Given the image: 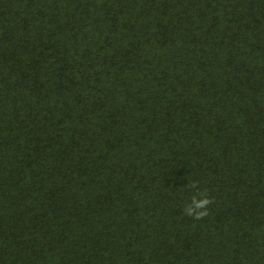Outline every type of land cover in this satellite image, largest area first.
<instances>
[{
	"label": "trees",
	"instance_id": "16d2710c",
	"mask_svg": "<svg viewBox=\"0 0 264 264\" xmlns=\"http://www.w3.org/2000/svg\"><path fill=\"white\" fill-rule=\"evenodd\" d=\"M0 264H264V0H0Z\"/></svg>",
	"mask_w": 264,
	"mask_h": 264
},
{
	"label": "clouds",
	"instance_id": "9594fccd",
	"mask_svg": "<svg viewBox=\"0 0 264 264\" xmlns=\"http://www.w3.org/2000/svg\"><path fill=\"white\" fill-rule=\"evenodd\" d=\"M187 187L196 192L191 196L190 202L183 207V214L194 222L205 219L211 214L215 197L209 194L207 188H200L198 181H191Z\"/></svg>",
	"mask_w": 264,
	"mask_h": 264
}]
</instances>
